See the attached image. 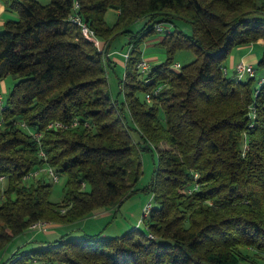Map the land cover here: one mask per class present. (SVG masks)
<instances>
[{"label":"trees","instance_id":"1","mask_svg":"<svg viewBox=\"0 0 264 264\" xmlns=\"http://www.w3.org/2000/svg\"><path fill=\"white\" fill-rule=\"evenodd\" d=\"M3 1L19 17L0 31V80H19L1 115L0 251L34 223H74L118 207L136 192L141 153L158 150L148 187L156 205L145 223L156 239L137 228L113 238L63 236L5 264H243L252 256L243 249L264 255V82L229 77L225 66L234 48L264 44V2L77 0L103 51L68 20L75 0ZM109 10L117 13L113 25ZM159 24L174 26L158 43L167 60L144 73L143 46ZM120 36L131 47L123 103L107 91ZM185 49L196 58L177 69L174 54ZM258 65L264 69V51ZM56 121L67 127L48 128ZM45 166L66 177L59 203L51 179L26 182Z\"/></svg>","mask_w":264,"mask_h":264},{"label":"rangeland","instance_id":"2","mask_svg":"<svg viewBox=\"0 0 264 264\" xmlns=\"http://www.w3.org/2000/svg\"><path fill=\"white\" fill-rule=\"evenodd\" d=\"M42 4L46 5L50 3V0H38ZM259 3L264 2V0H258ZM9 18L10 19H18V13L15 11H9ZM105 20L109 25H113L117 20V13L115 11L109 10L105 16ZM146 24V19H140L136 23L131 26V30L137 32L141 30L144 25ZM177 27H179L184 33L191 35L193 33L192 26L190 23L184 20H177L176 21ZM174 29L173 25H167ZM4 30V26L0 25V31ZM164 36V33L156 32L154 33L147 42L143 46V59H149L151 56H157L158 60L151 62L150 64L157 65L161 64L167 60V53L164 48H162L158 43L160 42L161 38ZM101 42V40H100ZM127 43V38L124 36H120L116 40L113 41L112 44V54H116L118 58H120L124 63V57L122 56L123 52H127L128 47L125 46ZM105 46L101 42V50L104 51ZM255 52L258 57L261 58L263 51H264V44L263 43H256L253 46H238L234 48L229 55V58L225 62L226 72L228 73L229 77H233V67L231 63L234 62L237 65L241 62L242 57L247 54L249 51ZM110 53V54H111ZM109 54V55H110ZM196 55L192 50H178L174 54V62L180 63L182 66L187 65L194 61ZM259 58V59H260ZM259 62V61H258ZM258 62L253 63V66L256 69L255 73V82L254 85L257 87L259 85L260 80L264 77V69L259 67ZM124 76V66L117 64L115 68H108L107 70V78H108V86L107 91H109L110 95L113 99L118 100L119 103L124 102V94L121 93V86L120 82ZM19 78L13 75H7L3 79L0 80V92L4 97V105L6 100L13 90L15 84L18 82ZM4 107V106H3ZM0 106V124L3 125L1 115H2V108ZM130 119V117H129ZM133 140L138 143L142 142L140 135L136 132H132ZM161 149L168 148L166 143H162L160 145ZM158 157V150L154 147H151L150 150L143 151L141 153V162H142V175L140 177L139 182L135 186L136 192L127 198L121 205L118 207L112 208L110 210H105L97 213L96 215L84 218L82 220L76 221L74 223L68 224H61L55 223L50 227L47 226L46 229L41 231H33L31 228L29 230L33 231L28 235L25 234L16 241L14 240L10 243L4 250L0 251V264H5L11 257L13 249L24 241H27L28 238H32L33 241H53L60 237L66 238L67 240L70 239H85L90 236H96L101 234L103 237H117L121 236L135 228L143 231L144 233H150L147 226H146V219L144 220L143 224L138 227L139 221L143 218V213L146 206L153 202V206L156 205L155 200H153V193L148 190V187L152 181L155 166L157 163ZM36 176L26 178V182H31ZM3 181V179H2ZM6 183L2 184L3 188L6 187ZM66 185V177H61L60 182L53 183L52 187V195L51 200L53 202L59 203L62 201L64 197V188ZM54 224V223H52ZM50 228V230L48 229ZM55 229L56 233L51 234ZM49 230L50 232H46ZM244 253L250 252L251 253V260L247 261L243 264H264V255L258 253L256 250L253 249H243ZM259 254V255H258ZM37 262H31L29 264H40ZM44 263V262H42Z\"/></svg>","mask_w":264,"mask_h":264},{"label":"built area","instance_id":"3","mask_svg":"<svg viewBox=\"0 0 264 264\" xmlns=\"http://www.w3.org/2000/svg\"><path fill=\"white\" fill-rule=\"evenodd\" d=\"M79 10H80V4L77 0H75L73 12L69 14L68 20L70 22H73V23H76L77 25H79L82 28V32H83L84 36L88 40L92 41L97 46V48L101 50L100 39L97 37L96 32L93 29H91V27L81 18V16L79 15ZM171 29H172L171 27H168L165 24H159L157 26V32H159V33H165L166 31L170 32ZM130 53H131V47L127 50V52H123L122 56L124 57L125 62L128 60ZM150 67H151V65L145 59H143L138 64V68L144 73L148 72L150 70ZM180 67H181L180 63L175 64V68L179 69ZM255 73H256V69L252 64H249L245 61H241L235 66V76L234 77L237 80H244L247 77H254ZM262 82H264V79L261 80L259 86L262 84ZM150 98H151L150 95H147V99L149 100ZM0 106L1 107L4 106V97H3L1 92H0ZM77 123L78 122L75 121V123L73 125L75 126ZM23 126H24V124H23ZM66 127H67V125L63 124L60 121L52 122L48 126V128L55 129V130H57L59 128H66ZM35 138L40 142L41 134L36 133ZM40 155L42 157H45V153L42 150H40ZM33 176H36V177L46 176L47 178L51 179V181L53 183H58L61 180V176L51 166L41 167V168L31 172L26 178L33 177ZM152 207H153V204H152V201H150V203L146 206V208L144 210L143 218L139 221L138 227L143 224V222L146 218H148V216L152 210ZM49 224L50 223H48V222L40 221V222L34 223L30 228L33 231H38V230L41 231V230L46 229L47 226H49ZM148 237L150 239H156V236L152 233H149Z\"/></svg>","mask_w":264,"mask_h":264},{"label":"crops","instance_id":"4","mask_svg":"<svg viewBox=\"0 0 264 264\" xmlns=\"http://www.w3.org/2000/svg\"><path fill=\"white\" fill-rule=\"evenodd\" d=\"M9 10L7 9V7H6V5H5V3H4V1L3 0H0V25L1 26H4V24H5V22L8 20V19H10L9 18ZM258 43H263L262 41H259ZM255 45V44H254ZM104 46H105V44H104ZM253 45H251V47H252ZM110 57L113 59V61L114 62H116L117 64H119V65H121L122 64V66H123V61L120 59V58H118L117 56H116V54H110ZM260 57H258V55L253 51V52H251V50L247 53V54H245L243 57H242V59H241V61H245V62H247V63H249V64H252L253 65V63H255V62H258L260 59H259ZM148 62H149V64L151 63V62H154V61H156V60H158V57L157 56H151L149 59H146ZM151 65V64H150ZM231 66L233 67V76H235V63L234 62H232L231 63ZM52 225H55V223L54 224H52V223H50L49 224V226L48 227H50V226H52ZM49 230H50V228H48ZM49 230H46V232H50ZM51 230H53V231H51L52 233L51 234H54V233H56V230L55 229H51ZM33 231H31V230H28V231H26V232H24L23 233V235H25V234H27L28 233V235L30 234V233H32ZM21 236H22V234H21ZM21 236H18V237H16L14 240L16 241L17 239H19V237H21ZM13 240V241H14ZM12 241V242H13ZM11 242V243H12ZM39 246V244H38V242L37 241H33L32 240V238H28L27 239V241H24V242H22L21 244H18L14 249H13V251H12V254H11V257L16 253V252H18L19 250H26V249H29V248H34V247H38ZM38 263H40V264H44V263H42V261H39Z\"/></svg>","mask_w":264,"mask_h":264}]
</instances>
